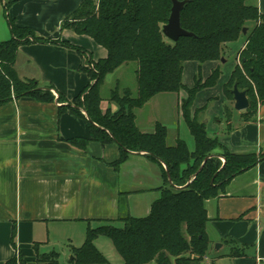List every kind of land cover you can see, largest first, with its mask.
<instances>
[{"label": "trees", "instance_id": "trees-1", "mask_svg": "<svg viewBox=\"0 0 264 264\" xmlns=\"http://www.w3.org/2000/svg\"><path fill=\"white\" fill-rule=\"evenodd\" d=\"M170 9L171 0H83L62 22V27L89 36L107 52L104 58L91 61L94 70L82 68L94 82L73 99L90 120L91 139L119 146L121 153L113 163L115 166L129 152H143L159 165L163 179L160 197L151 204L146 216L134 217L127 213L101 221L103 224L95 228L88 222L84 242L72 250L74 264L106 263L93 244L100 235L111 239L126 264H202L210 247L205 230L209 218L204 201L216 197L229 180L264 157V152L245 155L230 152L217 137L207 134L205 123L198 118L204 107L190 113L195 94L218 79V68L213 69L202 84L196 81L192 88L182 84L186 61L201 64L218 59L226 49L225 44L237 40L243 28H248L247 22H252L244 47L238 52L240 63L233 68L231 77L237 88L245 91L249 102L241 114L242 122L253 119L258 106L264 105V13L249 0H188L180 12V23L194 35L172 42L161 32ZM9 24L12 37L0 41V105L13 97L25 96L53 101L54 95L49 88L40 87L35 78L19 77L15 69L21 43L30 39L35 42L46 40L30 28L18 27L12 20ZM62 43L81 50L78 46ZM130 62L136 63V94L128 88L120 94L116 84L107 99L116 102L118 110H103L100 87L105 77ZM183 88L187 97L181 100L180 108L194 138L193 151L178 137L168 145V130L159 122L155 123L152 133L140 130L135 123V108L142 107L159 93H178ZM57 94V100H65L62 93ZM58 110H70L82 116L70 105L59 106ZM226 125L230 131V117ZM69 141L84 148L87 139L75 137ZM220 156L224 158L223 162ZM114 221H120L122 226L112 225ZM34 250L36 261L58 263L56 252L39 254L36 246ZM5 264L27 263L19 253L17 258L7 260Z\"/></svg>", "mask_w": 264, "mask_h": 264}, {"label": "crops", "instance_id": "crops-1", "mask_svg": "<svg viewBox=\"0 0 264 264\" xmlns=\"http://www.w3.org/2000/svg\"><path fill=\"white\" fill-rule=\"evenodd\" d=\"M82 1L0 0V41L12 37L10 20L46 40L30 39L19 45L15 60L18 76L35 78L54 95L53 101L25 96L0 105V264L19 253L26 260L34 251L42 225L116 219L121 201L129 215L144 217L160 197L163 179L159 165L143 152L131 151L115 166L119 146L92 140L90 120L82 106L73 103L92 83L82 68L96 61L93 51L100 49V58L107 53L89 36L61 26ZM249 1L264 13V0ZM235 43L227 44L231 54L244 45L243 40ZM211 63L215 68V61ZM58 92L65 101H57ZM66 105L82 116L70 110L59 112L58 107ZM101 108H105L103 101ZM182 119L187 130L180 139L193 151L194 138ZM219 124L213 136L230 152H264V105L258 106L253 119H240L230 131ZM178 135H173V142ZM75 137L87 139L84 148L70 143ZM204 206L210 241L205 264L212 262L208 252L214 249L218 255L216 243L226 248L221 255L233 264H264V157L235 175L216 197L206 199Z\"/></svg>", "mask_w": 264, "mask_h": 264}, {"label": "rangeland", "instance_id": "rangeland-1", "mask_svg": "<svg viewBox=\"0 0 264 264\" xmlns=\"http://www.w3.org/2000/svg\"><path fill=\"white\" fill-rule=\"evenodd\" d=\"M247 26L248 28L246 29V32L244 34L242 32L241 36L235 40L236 45L238 42H241V40H243L245 44L246 34L251 30L253 23L247 22ZM10 38L11 37L8 39ZM228 43L225 44L226 49L221 56L218 59L213 60L216 64L215 68H218L220 71L218 79L212 86L203 87L195 94L190 108V113L192 114L195 109L204 107L203 112L198 115V118H201L205 123L209 136L214 135L213 131L216 128V125L221 126L219 122L226 125V121L228 117H230L231 125L233 126L242 119L241 114L242 112H245V110L238 111L234 108L233 94L231 93L233 86L235 85L231 73L233 68L240 63L238 52L244 47V45L242 48L231 54L227 47ZM99 50L100 49H96L93 51L94 60H98L102 57ZM221 59H224V61L222 62ZM211 62L212 61H206L199 64L195 61H186L182 73V84L186 88H192L196 81L200 84L204 83L206 78L211 74V71L215 69ZM135 67L136 63L130 62L121 65L105 77L104 83L100 87V95L103 98V105L105 107L104 110L109 109L111 112L118 110V104L107 99L110 90L116 84H118L120 94H122L124 88L130 89L133 95L136 94L137 82L134 72ZM88 68L94 70L92 62L88 64ZM91 81L92 83L94 82L93 79H91ZM186 97L187 91L184 88L178 93H159L153 96L142 107L134 109L136 116L135 123L137 127L144 132L152 133L156 122L163 123L168 130L167 144L172 145L174 143L173 135L178 132L179 135L177 137L180 138L187 130L180 109L181 100ZM55 98L57 99V97ZM57 101L63 102L65 100ZM220 157L223 158L222 156ZM119 214H127L126 205L122 201L120 203ZM87 223L88 222L72 221L55 223L48 226L42 225V227H39V231L35 238V245L39 254L54 251L57 253V264H74L71 261L73 256L72 250L73 248L80 247L84 242L88 225ZM111 223L117 227L122 226L120 221H114ZM101 224H103V222H89V225L92 228ZM93 244L105 257L106 263L104 264H126L115 249L114 244L109 237L100 235L93 240ZM225 249V247L218 248L216 250L218 251V255L215 254L214 249L211 253L208 252L210 254L208 255L213 257L211 260L212 262L209 264H233L230 259L221 255L224 254L223 252ZM25 257L27 264H42L40 261H36L35 250L31 251L30 256L26 255ZM202 264L205 263L203 262Z\"/></svg>", "mask_w": 264, "mask_h": 264}, {"label": "water", "instance_id": "water-1", "mask_svg": "<svg viewBox=\"0 0 264 264\" xmlns=\"http://www.w3.org/2000/svg\"><path fill=\"white\" fill-rule=\"evenodd\" d=\"M187 1L188 0H171V9H170L168 19L161 26V32L164 35V37L169 39L172 42H176L180 37H183V36H193L194 35L192 32L185 30L181 26V23H180V12L184 8ZM242 32L244 34L246 32V28H243ZM221 61L223 62L224 59H221ZM232 94H233V100H234V104H233L234 108L238 111L245 110L249 104L245 91L239 90L235 84L232 89ZM208 157L209 156L205 157L204 161L202 162V165L205 163ZM167 178L171 184V179H170L168 172H167ZM176 188H180V187H176ZM220 247H221V244L219 243H216L214 246L215 249H218Z\"/></svg>", "mask_w": 264, "mask_h": 264}, {"label": "built area", "instance_id": "built-area-1", "mask_svg": "<svg viewBox=\"0 0 264 264\" xmlns=\"http://www.w3.org/2000/svg\"><path fill=\"white\" fill-rule=\"evenodd\" d=\"M222 162H223V159H222Z\"/></svg>", "mask_w": 264, "mask_h": 264}]
</instances>
